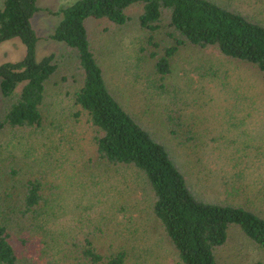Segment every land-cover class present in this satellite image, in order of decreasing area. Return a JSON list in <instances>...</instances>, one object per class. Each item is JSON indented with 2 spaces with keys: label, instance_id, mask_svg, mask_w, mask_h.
<instances>
[{
  "label": "rangeland",
  "instance_id": "374dc122",
  "mask_svg": "<svg viewBox=\"0 0 264 264\" xmlns=\"http://www.w3.org/2000/svg\"><path fill=\"white\" fill-rule=\"evenodd\" d=\"M75 1L37 0L39 10L30 20L37 36L35 59L39 61L50 53L60 58L64 53L61 63L73 73L76 51L49 35L61 19L56 12ZM216 1L264 18V0ZM139 12V6L131 8L129 21L118 27L97 20L86 22L108 87L122 106L164 145L196 196L211 202L248 204L264 217V85L259 74L212 49H181L173 58L167 80L157 75L155 78L156 55L152 54L162 53L170 40L157 35L155 41L159 46H154L137 27L135 17ZM24 53L18 37L3 41L0 64L17 61ZM210 63L217 68L215 76L206 74ZM59 77L54 79L59 81ZM155 83L166 86L154 91L150 84ZM6 103L0 94L1 115ZM170 106L179 111L181 123L177 126L174 122L166 123L162 115L161 111ZM61 107L63 111H46L42 133L39 130L28 139L26 133L11 134L10 152L5 148L8 142L3 135L0 137V195L16 206L9 210L12 214L8 212V226L27 241L23 247L26 255L19 264H76L72 257L77 256L79 247L73 241H82L84 237L96 242L99 238L114 249L125 243L132 263L141 264L144 257L152 255L154 263L172 264L174 251L152 214L151 190L144 176L134 167L112 166L97 159L85 120L76 123L72 110ZM170 127L178 134H171ZM187 133L194 137L193 141H184ZM64 154L85 163L90 159L91 166L85 168L86 173L71 170L66 162H60ZM36 175L58 182H66L68 176L82 178L72 197L60 201L59 188L52 191L54 207L43 214L42 228L36 226L39 222L33 215L24 217L18 213L16 205L15 188L21 187L27 177ZM231 185L235 188H229ZM77 203L80 204L75 209ZM216 259L218 264H264V250L234 229L216 253Z\"/></svg>",
  "mask_w": 264,
  "mask_h": 264
},
{
  "label": "trees",
  "instance_id": "16d2710c",
  "mask_svg": "<svg viewBox=\"0 0 264 264\" xmlns=\"http://www.w3.org/2000/svg\"><path fill=\"white\" fill-rule=\"evenodd\" d=\"M36 1L0 0V43L18 37L25 49L21 59L0 64V94L7 100L0 114V137L3 135L8 142L5 144L7 152L12 148L8 140L11 134L26 133L28 139L39 130L42 133L46 111L52 108L63 111L61 105H65L72 110L76 123L85 120L97 159L112 166L134 167L144 176L151 190L152 214L174 251L172 264H218L216 253L234 229L264 250V217L248 204H224L196 196L164 145L122 106L106 83L105 69L86 26L88 20L122 26L130 19L128 11L139 6L135 21L149 41L158 47L157 35H161L162 40H170L162 53L152 54L156 55L155 78L157 75L167 80L179 50L212 49L227 60L254 69L264 85V18L247 15L216 0H76L56 12L61 19L49 35L63 42L67 49L76 51L73 73L61 63L64 53L60 58L50 53L39 61L35 59L37 36L30 20L39 10ZM214 65L207 66L206 74L216 75ZM56 75L60 76L59 81L54 79ZM150 86L157 91L165 88L166 83ZM161 112L166 123L174 122L176 126L181 123L176 108L166 107ZM169 132L178 134L174 127H170ZM189 139L193 141L194 137L187 133L184 141ZM17 144H20L19 138ZM2 146L0 143V148ZM83 161L65 154L60 159L69 169L81 172L91 166L90 159L88 163ZM81 181V176H68L66 182L49 176L27 177L21 187L15 188L18 213L24 217L33 215L39 222L36 226L42 228L43 214L54 207L52 191L59 188L61 201L74 196L76 185ZM239 186L237 184L236 192ZM8 200L0 195V264H19L26 255L23 247L27 241L8 226V212L16 207ZM73 244L79 247L77 256L72 257L76 264H139L132 263L125 243L114 249L99 238L96 242L84 237ZM64 255L68 259L67 254ZM141 264L159 263H154L150 255L144 257Z\"/></svg>",
  "mask_w": 264,
  "mask_h": 264
}]
</instances>
